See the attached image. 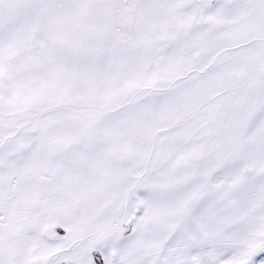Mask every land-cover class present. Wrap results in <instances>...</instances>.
<instances>
[{"label":"snow or ice","instance_id":"obj_1","mask_svg":"<svg viewBox=\"0 0 264 264\" xmlns=\"http://www.w3.org/2000/svg\"><path fill=\"white\" fill-rule=\"evenodd\" d=\"M0 264H264V0H0Z\"/></svg>","mask_w":264,"mask_h":264}]
</instances>
